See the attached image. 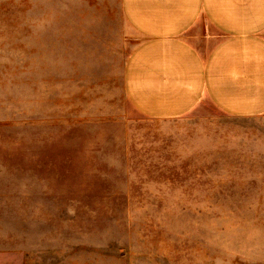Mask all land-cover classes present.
I'll list each match as a JSON object with an SVG mask.
<instances>
[{
    "label": "rangeland",
    "instance_id": "1",
    "mask_svg": "<svg viewBox=\"0 0 264 264\" xmlns=\"http://www.w3.org/2000/svg\"><path fill=\"white\" fill-rule=\"evenodd\" d=\"M120 0H0V264H264V116L128 102Z\"/></svg>",
    "mask_w": 264,
    "mask_h": 264
},
{
    "label": "crops",
    "instance_id": "2",
    "mask_svg": "<svg viewBox=\"0 0 264 264\" xmlns=\"http://www.w3.org/2000/svg\"><path fill=\"white\" fill-rule=\"evenodd\" d=\"M138 38L125 60L130 105L156 121L207 100L235 119L264 116V0H120Z\"/></svg>",
    "mask_w": 264,
    "mask_h": 264
}]
</instances>
